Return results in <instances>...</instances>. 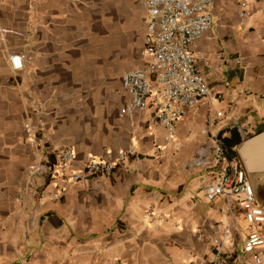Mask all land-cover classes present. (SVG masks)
I'll return each instance as SVG.
<instances>
[{
	"label": "crops",
	"instance_id": "obj_1",
	"mask_svg": "<svg viewBox=\"0 0 264 264\" xmlns=\"http://www.w3.org/2000/svg\"><path fill=\"white\" fill-rule=\"evenodd\" d=\"M211 12L212 27L192 46L210 96L169 139L152 110L121 114L130 101L122 77L144 66L140 0H0V264H211L219 247L249 262L242 212L223 198L208 202L204 187L223 138L264 130V0H212ZM44 145L73 147V170L136 155L112 176L40 200L56 186L24 191ZM150 209L167 216L158 228Z\"/></svg>",
	"mask_w": 264,
	"mask_h": 264
},
{
	"label": "built area",
	"instance_id": "obj_2",
	"mask_svg": "<svg viewBox=\"0 0 264 264\" xmlns=\"http://www.w3.org/2000/svg\"><path fill=\"white\" fill-rule=\"evenodd\" d=\"M146 10V36L142 56L144 66L128 71L122 77L124 90L130 101L121 110L128 116L136 111L152 110L156 125L164 127L169 139L176 135L177 124L186 114L210 96L206 75L202 72L199 57L192 46L213 25L212 0H140ZM249 12L243 7L241 17ZM14 71L23 68L22 57H10ZM25 133L31 145L38 149L43 140L31 123L25 124ZM46 155L27 171L25 191L40 193L41 187L54 185L56 192H49V200H58L67 189L78 182L96 176H112L116 169L136 155L134 149L121 152L116 160H93L82 169L73 170L75 151L71 146L54 148L44 145ZM218 170L204 187V196L210 203L226 199L242 212L246 222L247 238L243 253L249 262L223 257L222 247L217 248L211 264H264V204L260 203L251 180L239 157L229 160L222 147L217 150ZM43 184L34 187V182ZM44 191V190H43ZM146 218L156 228L167 216L150 209ZM225 235L231 234L226 228ZM200 264V263H187Z\"/></svg>",
	"mask_w": 264,
	"mask_h": 264
},
{
	"label": "water",
	"instance_id": "obj_3",
	"mask_svg": "<svg viewBox=\"0 0 264 264\" xmlns=\"http://www.w3.org/2000/svg\"><path fill=\"white\" fill-rule=\"evenodd\" d=\"M236 152L259 202L264 204V130L243 139Z\"/></svg>",
	"mask_w": 264,
	"mask_h": 264
},
{
	"label": "trees",
	"instance_id": "obj_4",
	"mask_svg": "<svg viewBox=\"0 0 264 264\" xmlns=\"http://www.w3.org/2000/svg\"><path fill=\"white\" fill-rule=\"evenodd\" d=\"M242 142V139L237 136V133L234 131L231 132V137L223 138V150L225 155L229 160H233L238 157L236 152V147Z\"/></svg>",
	"mask_w": 264,
	"mask_h": 264
},
{
	"label": "rangeland",
	"instance_id": "obj_5",
	"mask_svg": "<svg viewBox=\"0 0 264 264\" xmlns=\"http://www.w3.org/2000/svg\"><path fill=\"white\" fill-rule=\"evenodd\" d=\"M243 231H244V229H243ZM245 237H246V234H245ZM230 241H231V240H230ZM230 241H229V242H230ZM231 246H232V247L237 246V247L241 248V247H242V242H241V241H240V242H236L235 239H234L233 242H232V244H231ZM229 248H231V247H229L228 245L225 246V249H226V250H228Z\"/></svg>",
	"mask_w": 264,
	"mask_h": 264
}]
</instances>
